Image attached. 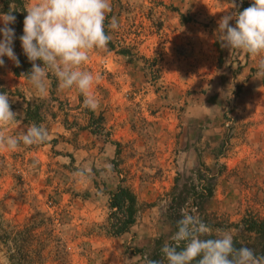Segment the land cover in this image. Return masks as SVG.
<instances>
[{
    "label": "rangeland",
    "instance_id": "1",
    "mask_svg": "<svg viewBox=\"0 0 264 264\" xmlns=\"http://www.w3.org/2000/svg\"><path fill=\"white\" fill-rule=\"evenodd\" d=\"M251 2L110 0L107 50L91 51L82 66L100 77L96 110L52 72L47 95L35 94L5 57L0 92L17 121L0 135L36 124L49 137L0 150V237L29 226L30 264H143L140 251L172 240L188 213L221 227L207 234L214 237L235 235L226 226L247 212L264 217V75L258 57L219 39L220 19ZM112 17L117 30L108 28ZM26 103L40 107V120L26 119ZM210 175L212 198L194 195ZM119 186L136 195L139 212L117 237L108 194ZM7 250L0 240V264H9Z\"/></svg>",
    "mask_w": 264,
    "mask_h": 264
},
{
    "label": "clouds",
    "instance_id": "2",
    "mask_svg": "<svg viewBox=\"0 0 264 264\" xmlns=\"http://www.w3.org/2000/svg\"><path fill=\"white\" fill-rule=\"evenodd\" d=\"M110 11V0H36L28 7L20 42L32 64L25 75L35 94L47 95V77L52 72L60 88H75L83 95L85 107H99L92 89L100 77L82 66L91 51L107 50L111 36L105 30V20ZM233 19L235 26L229 23ZM15 21L12 9L0 13V67L5 57L17 67L20 63L13 49L15 29L10 27ZM119 26L117 18L112 17L108 28L117 30ZM219 34L223 47L258 57V75H264V0H252L243 11L225 14L219 21ZM16 121L8 94L0 92V129ZM48 137L47 128L32 124L21 130L19 137L0 135V150L15 151L21 142L28 146L43 144ZM210 232L191 213L184 215L172 237L175 243L162 248L167 264H264V255L258 256L247 246L237 248L229 231L217 230L215 237H209ZM148 264L161 262L149 260Z\"/></svg>",
    "mask_w": 264,
    "mask_h": 264
},
{
    "label": "trees",
    "instance_id": "3",
    "mask_svg": "<svg viewBox=\"0 0 264 264\" xmlns=\"http://www.w3.org/2000/svg\"><path fill=\"white\" fill-rule=\"evenodd\" d=\"M248 4L251 6L252 2ZM10 9H12V14L16 16L15 23L10 25V27L15 29L13 49L20 62L18 67L13 62L12 72L16 77L26 78L25 74L31 71L32 64L24 55L20 42V36L23 35V21L27 15L25 0H0L1 13L6 14ZM37 63L42 65V62L40 61H37ZM0 91H2V89ZM39 110L40 107L26 103L24 113L26 119L31 123L40 120L38 114ZM200 176L201 170L199 169L196 172V179L200 180ZM214 179L215 175H210L208 177V183L205 187H202L200 193H198L195 188L193 189L194 195L201 196V198L205 200L211 199L214 194ZM108 196L110 210L108 220L110 233L117 237L129 233L136 222L137 214L139 212V203L136 195L128 187L119 186L115 191L110 192ZM209 228L213 229L221 227L211 225ZM226 228H231L236 231L233 238L237 248L247 246L253 249L258 256L264 255V217H260L253 212H247L239 223L235 225L229 224ZM174 230L175 232L178 230V224ZM31 231L32 230L29 226L21 231L12 228L9 232L5 231L0 237L1 242L6 248H8L7 260L9 264H30L32 256L30 249ZM209 237L214 236L209 235ZM174 243L173 239L169 241L162 237L156 239L153 243L152 249L148 253L140 251L143 264H148L149 260H157L160 261L161 264H167L162 248Z\"/></svg>",
    "mask_w": 264,
    "mask_h": 264
}]
</instances>
